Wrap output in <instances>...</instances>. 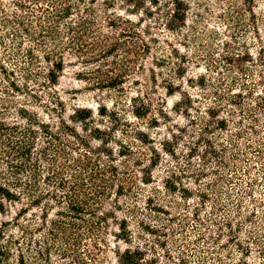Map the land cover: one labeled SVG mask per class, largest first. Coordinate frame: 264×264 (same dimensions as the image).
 I'll return each mask as SVG.
<instances>
[{"label":"rangeland","instance_id":"1","mask_svg":"<svg viewBox=\"0 0 264 264\" xmlns=\"http://www.w3.org/2000/svg\"><path fill=\"white\" fill-rule=\"evenodd\" d=\"M181 1L189 8L187 21L174 31L169 27L177 0L91 5L104 33H110V19L122 22L151 48L140 59L144 69L124 86L97 85V65L70 50L54 91L30 83L32 90L13 98L47 121L62 115L104 162L117 167L126 194L116 187L104 202L103 211L115 218L98 264H120L117 253L126 248H140L156 264H199L201 258L205 264H264V0ZM0 6L15 11L12 0H0ZM8 33L0 27V35ZM126 45L135 51L141 41L127 37ZM0 57L3 63L1 46ZM16 79L24 81L20 72ZM232 89L241 94L244 113L229 102ZM79 115L87 118L81 122ZM6 117L20 121L14 110ZM146 178L151 182L143 183ZM7 208L0 227L6 223L8 235L19 207ZM198 208L200 219L210 218V229L199 224ZM228 218L241 225L236 234L242 247L226 230L215 240L217 224ZM125 219L129 243L115 237ZM11 249L0 264H18V251Z\"/></svg>","mask_w":264,"mask_h":264},{"label":"trees","instance_id":"2","mask_svg":"<svg viewBox=\"0 0 264 264\" xmlns=\"http://www.w3.org/2000/svg\"><path fill=\"white\" fill-rule=\"evenodd\" d=\"M95 3L97 0H12V13L0 6V27L9 32L7 38L0 35L5 56L3 63L0 57L4 93L0 95V214L9 216L8 205L19 207L10 223L14 233L6 234V223L0 227V260L10 256L15 246L18 264H98L109 222L115 218L103 211L104 202L113 197L116 187L117 194H126L117 167L104 162L62 115L57 121L51 117L47 121L13 99L15 93L32 90L30 83L54 91L64 71V54L70 50L87 59V65H97V85L124 86L131 74L144 69L140 59L151 52L149 44L139 32L127 31L122 22L111 19L107 21L110 33H104L91 6ZM173 11L169 28L174 31L186 25L189 8L177 0ZM134 36L141 41L135 51L126 45V38ZM25 42L30 47L25 48ZM121 51L134 57L120 56ZM6 59L14 64L12 68L5 65ZM18 72L24 81L16 79ZM32 96L38 101V96ZM238 97L241 94H232L229 102L244 113ZM11 110L20 121H7ZM84 118L79 115V121ZM257 119L253 115L251 120ZM226 123L223 120L222 127ZM238 137L244 138V132H238ZM149 178L142 182L150 183ZM194 214L204 229H210V218L200 219L199 208ZM217 227L220 231L215 240L222 239L226 230L242 247L236 234L241 225L236 228L228 218ZM117 228L115 237L129 243L133 235L128 221ZM54 256L60 260L54 261ZM117 256L120 264H156L140 248H126ZM204 262L201 258L199 264ZM180 264L187 261L182 259Z\"/></svg>","mask_w":264,"mask_h":264}]
</instances>
